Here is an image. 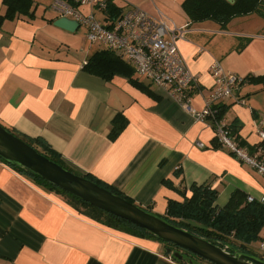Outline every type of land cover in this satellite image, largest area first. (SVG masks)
Masks as SVG:
<instances>
[{
    "label": "crops",
    "instance_id": "0c3cea01",
    "mask_svg": "<svg viewBox=\"0 0 264 264\" xmlns=\"http://www.w3.org/2000/svg\"><path fill=\"white\" fill-rule=\"evenodd\" d=\"M31 1L32 17L15 15L0 22L1 125L39 140L73 173L93 177L159 216L169 201H183L179 192L189 198L192 185L216 191L217 210L235 191L254 198L264 193V179L227 151L213 148L212 128L164 93L148 86L154 98L146 95L130 83L127 72L109 80L87 73L83 66L89 57L106 49L80 47L76 30L53 26L57 16L51 1L46 7ZM182 2L115 0L114 6L137 7L170 29L183 30L176 45L197 78L189 95L192 108L200 111L213 83L207 72L212 62L243 79L264 76V19L256 14L237 17L225 29L211 21L191 23ZM4 12L0 0V16ZM120 60L132 69L131 79L147 85ZM222 106L226 122L239 126L238 140L246 146L256 143L255 125L264 117V84H242ZM117 114L127 125L111 141L108 134ZM0 264L179 263L161 242L95 222L61 193L0 161Z\"/></svg>",
    "mask_w": 264,
    "mask_h": 264
},
{
    "label": "trees",
    "instance_id": "16d2710c",
    "mask_svg": "<svg viewBox=\"0 0 264 264\" xmlns=\"http://www.w3.org/2000/svg\"><path fill=\"white\" fill-rule=\"evenodd\" d=\"M3 5L5 7V12L0 16V22L5 19L11 20L15 15L26 16L28 18L33 16L34 7L31 0H3ZM181 8L191 23L211 21L219 25L221 29H225L227 24L232 19L237 17L256 14L264 19V0H234L232 3H229L227 0H183ZM109 10L113 15L120 13V9L112 4L109 5ZM83 69L87 73L93 74L105 80H109L115 73L127 72L125 74L134 87L146 95L154 98V94L148 87L150 85H144L131 79L129 77V73L132 72V69L128 65L124 64L120 58L111 51L105 50L95 52L89 57L86 64L83 66ZM243 80V84H264V76H249ZM240 100L244 104V101L242 99ZM224 113L225 106L221 105L216 108L215 115L217 119L224 117ZM111 125L112 127L108 134V139L113 141L126 127L127 120L121 114H117L113 118ZM3 127L11 134L15 135L23 142L47 157L49 160L72 172L67 166H65L59 155L46 147L39 140L22 137L16 134L13 130L5 126ZM229 128L231 133L237 138L236 134L239 129L238 124H231L229 125ZM239 144L244 145L240 141ZM212 145L213 148H218L214 140ZM9 167L18 172L25 173L38 185L49 190L56 191L57 193H61L67 198L72 208L105 227L118 230L135 237L156 240L150 234L142 231L141 229L135 228L131 224L117 217L98 210L66 194L30 172L14 168L12 166ZM81 177L95 183L111 193H114L126 201L133 203L132 200L126 198L113 188L101 183L99 180L90 176ZM163 183L171 187L168 182ZM189 191L191 193L189 198H186L183 193L179 192V194L183 197V201L180 203L169 201L167 203L165 214L163 216H157L163 218L166 222L176 227L182 228L187 232L210 242L213 245L219 246L222 249L251 255L250 253H247L246 246L260 240V233L264 228V206L257 203H246L245 194L240 191H235L230 195L228 202L222 208L217 210L214 206L217 198V192L211 190L208 185H192ZM171 259L179 264H187L185 262L176 261L174 258ZM260 259L264 261V257H261Z\"/></svg>",
    "mask_w": 264,
    "mask_h": 264
},
{
    "label": "built area",
    "instance_id": "2783aa9c",
    "mask_svg": "<svg viewBox=\"0 0 264 264\" xmlns=\"http://www.w3.org/2000/svg\"><path fill=\"white\" fill-rule=\"evenodd\" d=\"M115 0H54L50 5L58 18L75 21L85 30V40L111 51L130 64L137 76L164 93L196 121L207 123L219 149L227 151L239 163L264 179V117L255 127L257 142L251 146L239 144L225 118H216V108L233 98L244 80L225 73L218 62L208 67L213 83L204 97L200 111L190 105V91L197 87V78L189 71L177 45L183 30L170 29L164 21L151 18L143 10L131 6L120 13H110ZM86 10V11H84ZM96 14L100 18H96ZM239 104L243 102L238 99ZM198 148L204 145L196 143ZM246 203L264 206V193L259 198L246 196ZM264 253V240L259 244Z\"/></svg>",
    "mask_w": 264,
    "mask_h": 264
},
{
    "label": "water",
    "instance_id": "95a60500",
    "mask_svg": "<svg viewBox=\"0 0 264 264\" xmlns=\"http://www.w3.org/2000/svg\"><path fill=\"white\" fill-rule=\"evenodd\" d=\"M232 3L234 0H227ZM53 26L73 33L78 29L75 21L58 18ZM0 160L6 165L38 176L66 194L117 217L135 228L150 234L157 241L177 247L209 264H264L253 255L229 251L176 227L156 214L130 203L95 183L73 174L49 160L0 125ZM165 252L176 261L194 264L177 251L166 248Z\"/></svg>",
    "mask_w": 264,
    "mask_h": 264
},
{
    "label": "rangeland",
    "instance_id": "374dc122",
    "mask_svg": "<svg viewBox=\"0 0 264 264\" xmlns=\"http://www.w3.org/2000/svg\"><path fill=\"white\" fill-rule=\"evenodd\" d=\"M38 1L40 3V6H38V7H43V6L46 7L47 2H49V1H51L52 3L54 2V0H38ZM127 9L128 8L124 6V8H122L121 10L122 11H126ZM84 11H86V10H84ZM96 18H100V15L99 14H96ZM75 33L78 36V44H79L80 47L81 46L82 47H85L86 46V47L92 49V51H94L95 49L98 48V45H94V44L92 45V44H88L87 43V41L85 40V30H84L83 27H79L76 30ZM144 82L147 83L146 81H144ZM263 232H264V228L262 229V231L260 233V240L259 241H257L255 243H252V244L246 246L247 253H250L251 255L255 256L256 258L264 257V253L259 250V244L263 240ZM162 244H164V243H162ZM202 264H209V263L203 262Z\"/></svg>",
    "mask_w": 264,
    "mask_h": 264
},
{
    "label": "flooded vegetation",
    "instance_id": "af4514ba",
    "mask_svg": "<svg viewBox=\"0 0 264 264\" xmlns=\"http://www.w3.org/2000/svg\"><path fill=\"white\" fill-rule=\"evenodd\" d=\"M169 248L172 252L173 251H177V252H179L182 256H184L185 257V259H189L192 263H194V264H202L204 261L203 260H201V259H199L198 257H196V256H194V255H191V254H189V253H186V252H184L183 250H180L179 248H177V247H173V246H170V245H167V244H165L164 245V248L166 249V248ZM206 263V262H205Z\"/></svg>",
    "mask_w": 264,
    "mask_h": 264
}]
</instances>
